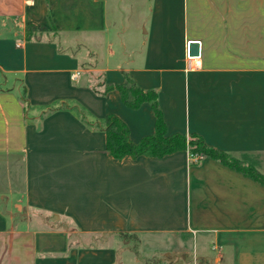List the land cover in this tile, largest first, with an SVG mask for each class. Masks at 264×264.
<instances>
[{
	"label": "crops",
	"instance_id": "obj_1",
	"mask_svg": "<svg viewBox=\"0 0 264 264\" xmlns=\"http://www.w3.org/2000/svg\"><path fill=\"white\" fill-rule=\"evenodd\" d=\"M122 72L167 135L264 176V0H0V264H264V184L106 151L109 114L134 143L154 132L148 103L93 88Z\"/></svg>",
	"mask_w": 264,
	"mask_h": 264
},
{
	"label": "trees",
	"instance_id": "obj_2",
	"mask_svg": "<svg viewBox=\"0 0 264 264\" xmlns=\"http://www.w3.org/2000/svg\"><path fill=\"white\" fill-rule=\"evenodd\" d=\"M42 31H45V29H36L34 26H28L25 30V39L29 40ZM122 75L124 79L119 84L101 82L97 83L93 88L96 89V87L102 86V94L110 90H116L120 95L122 103L130 109H137L142 104L148 103L154 115V132L134 143L129 138L126 124L114 114L107 115L104 119L103 128L106 138V151L114 159L121 160L125 156H129L132 159L140 156L160 158L177 151H187L189 155L201 156L202 159L209 157L217 160L230 169L258 183L264 184V176L255 168L242 163L226 152L207 146L200 136L178 133L167 135L162 113L157 104L156 92L139 88L130 74L122 72ZM198 162L190 161V164L194 165Z\"/></svg>",
	"mask_w": 264,
	"mask_h": 264
},
{
	"label": "water",
	"instance_id": "obj_3",
	"mask_svg": "<svg viewBox=\"0 0 264 264\" xmlns=\"http://www.w3.org/2000/svg\"><path fill=\"white\" fill-rule=\"evenodd\" d=\"M199 42L198 41H190L188 43V56L196 57L199 55Z\"/></svg>",
	"mask_w": 264,
	"mask_h": 264
},
{
	"label": "built area",
	"instance_id": "obj_4",
	"mask_svg": "<svg viewBox=\"0 0 264 264\" xmlns=\"http://www.w3.org/2000/svg\"><path fill=\"white\" fill-rule=\"evenodd\" d=\"M199 160H202L201 156L189 155V161L198 162Z\"/></svg>",
	"mask_w": 264,
	"mask_h": 264
},
{
	"label": "rangeland",
	"instance_id": "obj_5",
	"mask_svg": "<svg viewBox=\"0 0 264 264\" xmlns=\"http://www.w3.org/2000/svg\"><path fill=\"white\" fill-rule=\"evenodd\" d=\"M1 170V169H0ZM132 243V242H131ZM152 263H154V262H152Z\"/></svg>",
	"mask_w": 264,
	"mask_h": 264
}]
</instances>
